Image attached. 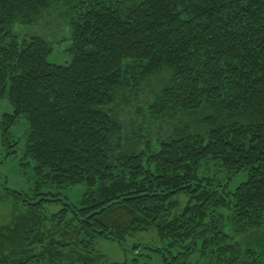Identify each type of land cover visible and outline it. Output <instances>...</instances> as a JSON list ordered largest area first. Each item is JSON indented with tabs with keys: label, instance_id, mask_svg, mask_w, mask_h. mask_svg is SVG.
I'll return each instance as SVG.
<instances>
[{
	"label": "trees",
	"instance_id": "trees-1",
	"mask_svg": "<svg viewBox=\"0 0 264 264\" xmlns=\"http://www.w3.org/2000/svg\"><path fill=\"white\" fill-rule=\"evenodd\" d=\"M53 10L70 28L67 64L16 31ZM0 97L14 109L3 140L26 120L36 174L14 191L27 213L4 228L0 263L109 264L93 246L104 238L132 254L114 264H264V0H0ZM121 101L146 148L113 160ZM166 115L175 130L153 148ZM80 183L79 203L62 197ZM148 231L159 245H125Z\"/></svg>",
	"mask_w": 264,
	"mask_h": 264
},
{
	"label": "rangeland",
	"instance_id": "rangeland-1",
	"mask_svg": "<svg viewBox=\"0 0 264 264\" xmlns=\"http://www.w3.org/2000/svg\"><path fill=\"white\" fill-rule=\"evenodd\" d=\"M16 31L21 36H43L52 41L54 44V51L49 57L50 62L55 64H67L71 61L72 54L69 51L71 47L70 28L65 17L57 14L55 10L49 12L36 25L29 27L20 25ZM13 111V106L8 99L0 97V236L4 228L13 223V217L26 215L27 213V208L21 205L18 198H16L15 192H32L36 182V174L34 166H32L33 162L29 163L25 158V148L28 138V123L26 120L20 118L10 130L8 136L9 142L5 143L3 140L2 118L5 114H10ZM114 115L121 130L118 131V135L114 137L112 141L109 152L110 157L113 160H117L123 152L124 154H132L146 148V144L144 143L146 139L139 141L135 139L132 134L133 130L136 128L133 129V123L136 122L134 102H118L117 106L114 108ZM174 120L176 119L169 115L152 119L150 124L151 132L148 137L153 143L151 145L153 148H156L157 144L163 142L173 134L176 127ZM137 127H139V124ZM120 135L124 136L123 139H120ZM17 142H19L18 145H16ZM210 167H212L214 171L218 169L217 166L212 164ZM219 176L223 177V174L220 173ZM237 183L238 182H235V184ZM80 184L81 185H75L72 188L62 191V197L65 196L69 198L72 203H79L83 195L85 193L88 194L91 190L88 184ZM46 188H44L42 192V196L44 197L47 192L46 190L50 191L48 186H46ZM55 192L59 193V191ZM33 195L34 194L31 193L29 196L32 202L41 199L40 195ZM60 202L61 201L48 203L47 205V217L43 221V228H45L44 232L47 233V235L51 234V230L54 226L51 220L52 214L56 213L59 208H62ZM55 231L57 232L54 235L57 237L59 233L57 227ZM60 238L61 237H59V239ZM124 243L128 247L133 243L155 247L160 244V241L156 232L148 231L129 237ZM93 246L95 251L101 254L103 260L109 264L123 262L132 257V254L125 251L122 245L104 238H98ZM63 264H69V262L65 261Z\"/></svg>",
	"mask_w": 264,
	"mask_h": 264
}]
</instances>
